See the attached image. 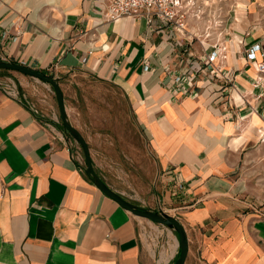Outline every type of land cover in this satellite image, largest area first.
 <instances>
[{
	"label": "crops",
	"instance_id": "obj_1",
	"mask_svg": "<svg viewBox=\"0 0 264 264\" xmlns=\"http://www.w3.org/2000/svg\"><path fill=\"white\" fill-rule=\"evenodd\" d=\"M241 5L238 29L224 7L220 29L190 22L169 38L143 19L109 22L106 0L0 1V61L88 74L126 95L158 160L159 208L187 232L185 264H264L263 210L238 177L264 122V23ZM220 46L226 59L209 63ZM55 121L0 92V264H175L178 234L105 195Z\"/></svg>",
	"mask_w": 264,
	"mask_h": 264
},
{
	"label": "rangeland",
	"instance_id": "obj_2",
	"mask_svg": "<svg viewBox=\"0 0 264 264\" xmlns=\"http://www.w3.org/2000/svg\"><path fill=\"white\" fill-rule=\"evenodd\" d=\"M5 5L29 6L32 0H0ZM190 1L187 28L196 23L193 31L215 28L220 20L217 14L226 8L233 25L235 13L242 2L250 3L257 15V24L264 23V0H182ZM225 11V10H224ZM199 20L196 16L201 17ZM240 21V20H239ZM237 23V22H236ZM229 26V27H230ZM234 23L233 28H237ZM219 28V27H218ZM220 29V28H219ZM57 79L64 89L69 122L86 139L95 171L114 191L140 209L164 212L159 208V164L152 154L143 130L126 95L116 86L88 74L76 72ZM0 92L20 100L45 118H54L56 125L81 152V146L66 132L52 87L36 78L15 71H0ZM67 110V109H66ZM245 147L238 169L242 199L260 206L264 214V133ZM149 205V206H148ZM150 205H153L150 206ZM165 213V212H164ZM143 220V219H141ZM147 220V219H145ZM163 226V225H162Z\"/></svg>",
	"mask_w": 264,
	"mask_h": 264
},
{
	"label": "water",
	"instance_id": "obj_3",
	"mask_svg": "<svg viewBox=\"0 0 264 264\" xmlns=\"http://www.w3.org/2000/svg\"><path fill=\"white\" fill-rule=\"evenodd\" d=\"M1 70L19 72L23 75L36 78L46 84H49L52 87L58 104L60 119L64 126V129L81 146V149L83 151L86 163V175L105 195L119 203L121 207L128 210L133 215L150 220L156 224L163 225L174 230L179 236L180 245V255L175 264H185L189 251V242L187 232L181 222L177 218L170 216L164 212H151L140 209L139 207L135 206L127 199H125L122 195L111 189L97 174L93 166L91 150L86 139L81 134V132L69 122L64 93L59 81L57 79L46 76L38 70L15 62L0 61V71Z\"/></svg>",
	"mask_w": 264,
	"mask_h": 264
},
{
	"label": "built area",
	"instance_id": "obj_4",
	"mask_svg": "<svg viewBox=\"0 0 264 264\" xmlns=\"http://www.w3.org/2000/svg\"><path fill=\"white\" fill-rule=\"evenodd\" d=\"M190 6V1L184 3L182 0H106V18L109 22H116L124 18L143 19L152 30L162 31L170 28L168 36L173 38L174 32L183 34V36L188 34L187 16ZM200 16L196 17L201 20L202 15ZM218 19L220 20L216 24L221 28L222 21L221 18ZM206 30L209 31L212 28ZM207 36L209 37L210 34L207 33ZM256 50H260L258 46L247 51V56L252 61L256 59ZM226 51V47L220 46L217 51H213L207 57V61L212 63L217 58L226 59ZM258 70L264 74V62L259 64ZM260 79L263 80V78ZM177 81L180 82L181 79L179 78Z\"/></svg>",
	"mask_w": 264,
	"mask_h": 264
},
{
	"label": "trees",
	"instance_id": "obj_5",
	"mask_svg": "<svg viewBox=\"0 0 264 264\" xmlns=\"http://www.w3.org/2000/svg\"><path fill=\"white\" fill-rule=\"evenodd\" d=\"M49 77V76H48ZM50 78H52V77H50Z\"/></svg>",
	"mask_w": 264,
	"mask_h": 264
}]
</instances>
